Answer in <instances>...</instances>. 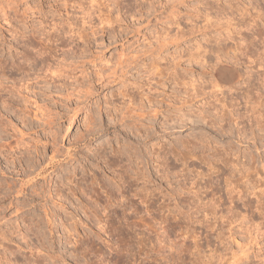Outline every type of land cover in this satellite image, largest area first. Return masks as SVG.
I'll list each match as a JSON object with an SVG mask.
<instances>
[{
    "label": "rangeland",
    "instance_id": "obj_1",
    "mask_svg": "<svg viewBox=\"0 0 264 264\" xmlns=\"http://www.w3.org/2000/svg\"><path fill=\"white\" fill-rule=\"evenodd\" d=\"M158 1L0 0V258L264 264V62L209 73L264 0Z\"/></svg>",
    "mask_w": 264,
    "mask_h": 264
},
{
    "label": "bare ground",
    "instance_id": "obj_2",
    "mask_svg": "<svg viewBox=\"0 0 264 264\" xmlns=\"http://www.w3.org/2000/svg\"><path fill=\"white\" fill-rule=\"evenodd\" d=\"M161 1H164L163 2L164 4L162 3V5H167L169 3H170V5H174L175 2H184V0H160L158 2L160 3ZM252 8L255 9L256 7H252ZM229 9H230V11L228 13H226V15L224 14L225 15L224 16V20L226 19V21H225L226 29H227V32L229 31V29H231L232 32H235L234 34L237 35L238 39L236 41L234 40L233 46L229 47V52L232 53L231 56L229 55V52H227L225 57L218 58V60L215 62V64H213L210 67L209 73L211 74V76L213 78L212 84L214 85L215 88H219V87L222 88L224 86H230L232 84V82L235 80V78L237 76V70L233 66L241 67L244 64V62H248V63H254L255 66L262 67V62H264V59L262 58L263 56L261 54L262 50L260 49V48L264 49V31H262L263 34H261L262 32L261 33L256 32L257 31L256 30V26H258L256 21H258V19H260V21H262L261 19L264 20V16H263L264 13L260 14V9L259 10L255 9L257 11L255 13H252L251 12L252 10L250 9L251 10L250 11L247 8V6H245V5L242 8L241 7H231L230 8V6H229ZM191 14H193V12H191ZM196 14H198V13H196ZM209 16H210V13H206L205 14V18L206 19L204 18V20L206 22H204V26H203L205 28H207L209 26H212V24H214L215 22L220 21V19L216 18V16H215L214 22H211L213 19L209 18ZM237 16H238V18H237ZM234 20L236 21V25L232 24V22H234ZM177 21H179V20H177ZM177 23H179V22H177ZM262 23L263 22H261V24H260L262 26L261 28H264V25ZM234 24H235V22H234ZM192 28H194V27H192ZM205 28H203V29H205ZM231 36L232 35H228L227 38L233 40ZM257 48L261 50V51L259 50L260 51L259 53H257L258 52ZM263 55H264V51H263ZM259 71L260 70L251 71V75L250 76L248 75L249 77L247 78L246 82H244L245 84H247L246 87L248 89L246 90V92H243L241 94V96H248V94L251 92V90H254V89L257 92L260 90L261 86H260V84H258L256 82L258 80H261L260 78L262 76H263V80H264V70L261 73ZM240 76H242V75H240ZM254 81H256V82H254ZM262 84H263V82H262ZM263 87L264 86L262 85V88ZM191 90H193V92L190 94L191 97L192 96L196 97L197 96V92L195 91V89H191ZM258 93H255L254 95L259 96L260 94H258ZM222 102H220V103H222ZM221 107H223V108L225 107V102L222 103ZM221 107H220V109H221ZM222 113L223 114L220 116V118H218L219 119L218 122L225 121L224 120L225 119L224 118L225 114H224V112H222ZM208 116H209L208 113H207V116L205 114H203L202 116L200 115V120L199 121H203L204 118L208 117ZM181 123H183V122H181ZM180 127H183V126L181 125ZM24 238H25V235L23 236V239ZM53 245L54 244H52V246ZM80 247H81V245L79 246V248ZM41 248H42V250H45L44 246H42ZM72 249L75 251V250H77V247L74 246V247H72ZM29 251H30V255L34 256L35 259H41L42 261H45L44 258L42 259V257L39 255V252H38L39 250L38 251H36V250L33 251V248H29ZM6 256L7 255L4 254V252H3L1 258H5V260H6L5 263H3V264H12L10 259L8 258V256L7 257ZM46 256L51 257V255H49V252L47 250H46ZM1 258H0V264H2L1 263L2 262ZM13 264H15V263H13Z\"/></svg>",
    "mask_w": 264,
    "mask_h": 264
}]
</instances>
